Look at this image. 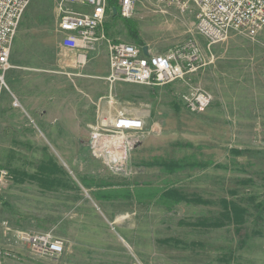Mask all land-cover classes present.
Listing matches in <instances>:
<instances>
[{
  "label": "rangeland",
  "instance_id": "rangeland-1",
  "mask_svg": "<svg viewBox=\"0 0 264 264\" xmlns=\"http://www.w3.org/2000/svg\"><path fill=\"white\" fill-rule=\"evenodd\" d=\"M60 2L27 7L0 103V246L17 254L6 264H264V29L208 47L194 2L137 0L128 21L108 10L107 26L155 53L202 47L191 78L146 86L64 48ZM195 89L214 96L203 111L182 100ZM123 110L146 114L147 134L114 166L90 152L88 124ZM20 231L52 232L63 254L20 244Z\"/></svg>",
  "mask_w": 264,
  "mask_h": 264
},
{
  "label": "built area",
  "instance_id": "built-area-1",
  "mask_svg": "<svg viewBox=\"0 0 264 264\" xmlns=\"http://www.w3.org/2000/svg\"><path fill=\"white\" fill-rule=\"evenodd\" d=\"M32 0H0V103L8 89L7 73L11 70V54L15 36L24 13ZM187 8L189 2L197 7L196 29L207 40L208 47L225 39L229 32L240 31L256 36L264 29V0H169ZM137 0H118L121 17L130 18ZM112 12V10H110ZM59 27L64 48L77 51L86 59L96 51L101 41L109 49L111 81L161 86L191 78L208 63L202 47L193 39L176 45L164 53H145L144 47L132 42L114 41L104 31L108 16L107 0H61L58 4ZM182 100L191 111H203L214 96L202 89L191 90ZM13 104L19 106L15 98ZM123 110L118 113L98 112L88 124L90 152L114 166L127 161L147 134L146 118ZM18 242L42 254L59 257L65 241L52 232L20 231ZM17 254L0 246V264Z\"/></svg>",
  "mask_w": 264,
  "mask_h": 264
},
{
  "label": "crops",
  "instance_id": "crops-1",
  "mask_svg": "<svg viewBox=\"0 0 264 264\" xmlns=\"http://www.w3.org/2000/svg\"><path fill=\"white\" fill-rule=\"evenodd\" d=\"M108 18V16H107ZM104 31L106 32L107 36L111 38L114 41H125L129 42L130 39L126 35L118 34L115 30H113V25L107 26V20L104 24ZM98 49H96V52H93L95 57L94 59L89 62V67L92 68L94 73L98 72L100 74H108L110 72L109 67V49L107 46L106 41H101L98 44ZM148 51L155 53V48L151 46H147ZM75 53H78L77 51H74ZM142 114V113H141ZM145 118H147L146 114H143Z\"/></svg>",
  "mask_w": 264,
  "mask_h": 264
},
{
  "label": "trees",
  "instance_id": "trees-1",
  "mask_svg": "<svg viewBox=\"0 0 264 264\" xmlns=\"http://www.w3.org/2000/svg\"><path fill=\"white\" fill-rule=\"evenodd\" d=\"M107 2H108V10H112L113 15L115 16L119 15V13L114 10V8H116L118 11V0H107ZM122 18L125 19L126 21L129 20V18H125V17ZM127 26L129 33L133 37V39L136 40L137 42H140L141 40L139 38V35L136 33V31L133 30V28H131L130 24L127 23Z\"/></svg>",
  "mask_w": 264,
  "mask_h": 264
},
{
  "label": "water",
  "instance_id": "water-1",
  "mask_svg": "<svg viewBox=\"0 0 264 264\" xmlns=\"http://www.w3.org/2000/svg\"><path fill=\"white\" fill-rule=\"evenodd\" d=\"M114 10L116 11V9H114ZM144 51H145V53L148 52V48H147V46L144 47Z\"/></svg>",
  "mask_w": 264,
  "mask_h": 264
}]
</instances>
